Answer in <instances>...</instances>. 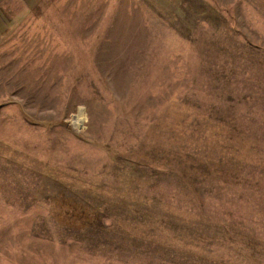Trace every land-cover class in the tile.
I'll return each mask as SVG.
<instances>
[{"label":"rangeland","instance_id":"1","mask_svg":"<svg viewBox=\"0 0 264 264\" xmlns=\"http://www.w3.org/2000/svg\"><path fill=\"white\" fill-rule=\"evenodd\" d=\"M0 264H264V0H0Z\"/></svg>","mask_w":264,"mask_h":264},{"label":"bare ground","instance_id":"2","mask_svg":"<svg viewBox=\"0 0 264 264\" xmlns=\"http://www.w3.org/2000/svg\"><path fill=\"white\" fill-rule=\"evenodd\" d=\"M83 121V113H82V111H80L78 114H77V116L76 117H73V122L75 123V124H80V122H82Z\"/></svg>","mask_w":264,"mask_h":264}]
</instances>
